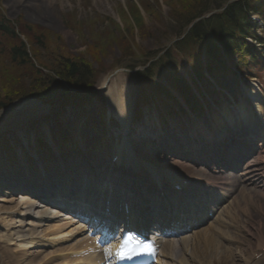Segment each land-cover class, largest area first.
<instances>
[{
	"label": "rangeland",
	"instance_id": "obj_1",
	"mask_svg": "<svg viewBox=\"0 0 264 264\" xmlns=\"http://www.w3.org/2000/svg\"><path fill=\"white\" fill-rule=\"evenodd\" d=\"M193 1L194 0H0V6L2 7L1 13L8 20L18 24L20 28L19 34L24 37L27 44L26 46H28L27 57L12 56L13 58L11 57L10 59L8 50L12 46L17 45L20 39L18 37H8L4 34L0 36V102H7V100H3L5 96L10 95V91L8 92L6 89H16L17 93L19 90L24 92L27 90L25 84L30 80L36 81L35 84H39V82L45 84L44 82H48L47 76L52 74V68L54 66L63 67L66 60L79 58L82 59L84 63H86L85 61L87 60L90 65L93 64L96 66L99 61L103 63V66H107L114 62L116 58L119 59L120 55L121 59L119 60L125 64L126 61L131 59V55L126 56V52H124L117 43H123V45L125 43L126 47L131 49L132 54L133 49L137 48V59L142 57L145 51L159 49L167 36L181 30L179 27L181 26L180 21L183 18V13L189 11L194 4L196 7H199V4L203 0H199L198 2H196L197 0ZM12 3L14 5H12ZM15 4L18 6H20L19 4H23V7L17 11L11 10L10 8L12 6L16 8ZM124 39L129 40V42L124 41ZM22 50L25 51V49ZM122 51L126 57L121 55ZM254 51L264 52L258 44H255ZM202 55V51L198 54L196 49H190L184 52L185 59H180V57L175 56L173 64L179 74L188 77L190 74L189 62L195 60V64L200 63V66H202ZM243 57L244 56L239 55L237 60L234 55L233 58L247 65L248 57H244L245 59H243ZM249 64L251 70L253 64L252 66L251 63ZM234 65L235 62L233 61L231 66L233 67ZM117 67L126 68L125 66ZM242 69L246 71L244 65H242ZM112 70L107 72L105 76H102L99 82H101L106 75L110 74ZM219 75L221 79L219 80L220 86L225 92L232 93L235 90L233 75H231L233 78L228 76L229 74ZM126 76L127 78L125 80L127 81L128 90L126 93L129 97H137L140 87H138V81L133 75L121 74L119 76L120 79L116 82L117 85L122 88L124 77ZM154 76L159 82L167 83V79L163 78V74L160 71H156ZM260 82L264 85V72H262ZM64 83L65 82H62L60 79H57V81L50 86L56 88ZM30 93L32 92H28V94ZM205 103L209 108V100H206ZM45 108H47V106H36L35 108L25 110L24 115H28V117L17 118L19 121L16 122L17 125H24V122L30 118V116L32 117L37 110H40L39 113H43L41 109ZM28 110L31 111L27 112ZM14 118L15 116L13 113L0 117V134L7 129L13 131L19 129V126L13 125ZM21 120L23 122H21ZM7 198L14 197L7 196ZM15 204L14 202L11 205L14 206ZM5 206H9V203L0 202V215H4L2 209ZM244 208L247 210L246 213L243 212ZM231 214H234L235 219L243 217V222L239 224V228H245L246 230L239 229L240 233L236 230L230 231V235L234 236L236 240H229L231 242L225 243V245L229 247L232 243L236 244L237 247L235 246L236 250L234 255L226 256V254H224V257L216 255V257L213 258L217 260L221 259L225 264H231L233 260L236 264H242V259H244V257L237 255V253H239L238 248L241 250L249 249L256 244L257 237L264 238V195H254V198L250 202L243 199L239 200V202L232 207L231 212L224 216V219L228 221ZM226 229L228 230L229 227L226 226ZM218 241L222 243L220 239H218ZM43 257L44 253H39L34 248L28 249L22 257L26 259L27 263L21 262L23 264H28V262L32 260L36 264ZM205 257V259H211L209 253H205ZM187 258L190 259V257ZM223 262L220 261V264H223ZM193 263L201 264L200 257L194 258Z\"/></svg>",
	"mask_w": 264,
	"mask_h": 264
},
{
	"label": "bare ground",
	"instance_id": "obj_2",
	"mask_svg": "<svg viewBox=\"0 0 264 264\" xmlns=\"http://www.w3.org/2000/svg\"><path fill=\"white\" fill-rule=\"evenodd\" d=\"M12 5H14V4L12 3ZM15 6H16V8L14 6H12L10 9L17 11V10H20L22 8L16 4H15ZM112 86H114V85H112ZM259 95L260 94L257 90L252 89L251 91L248 92L247 97L249 98L251 103L256 105V109L258 110V112H262V110L259 106V103H258V99L260 98ZM106 98H107V100H109V101H107V103H113L114 100H120L119 91H117L115 86H114L113 94H112V91H110V93H106ZM247 104H248V102H247ZM14 107L15 106H11L10 108H14ZM234 107H231L230 109H231V111H233V109H235L236 114H238V116H239L238 119H244V120H245V118L248 119L247 113H246L247 105L245 102L241 101L238 105H234ZM224 109L226 110V108H224ZM114 111H118V112H116V114H121V115H118V117L123 120L122 121L123 122L122 123L123 129L127 130L128 122L130 121V118L128 117L129 114L123 112V110H121L120 108H117ZM230 115L231 114L224 112L221 116L226 118V121L229 125H233L235 123V120ZM221 116L214 117V122L219 125L220 129L225 128V123L223 122L224 120ZM229 116H230V118H229ZM135 128L138 130L139 127L135 126ZM219 135H218V133H215L214 138L219 137ZM218 145L220 148L223 147V144L221 142H218ZM118 150L120 152L119 146H118ZM117 154L118 153H116V155ZM60 157H61V155L58 154V155H56L55 158L59 159ZM29 193H33V192H29ZM19 198H21V200L18 201V203H16L14 206L11 205L14 202L13 198H11V199H8V198L0 199L1 202H6V203L10 204L9 206H5L2 209L3 214L5 213V215H3V217H2V219L5 220V222H2V227L5 231L2 235V239L5 240L6 242L12 241L13 243H15V241H25V242H29V243H35V242H37V239L35 237L39 234H37L35 231H30L31 229L25 228L27 225H30L31 228L34 225L31 222H27L25 224L20 223L19 225L15 224V223L21 222V220H23L24 217H28L29 215H31L30 208L33 207L36 204V202L27 196L21 195V196H19ZM197 205L198 206H196V208L199 207V204H197ZM205 207H206V204H205ZM40 212H44V210H41ZM53 212H55V211H53ZM243 212L246 213L247 210L244 208ZM45 215L46 214L44 213L43 216H45ZM32 216L35 217V214H33ZM16 217H18V218L21 217L20 218L21 220L16 221L15 220ZM234 219H235V217H234ZM259 225H260V223H259ZM261 226H262V223H261ZM228 236H229L228 232H221L220 231V233L217 234V237L215 239L211 237L212 238L211 242L209 241L208 238H206L207 243H205L203 245L204 248L197 244L200 242L199 240L190 239L189 242L191 243L190 246L193 245L194 247H196L195 250L202 249L205 251L204 254H202L203 258H206L205 253H209L211 255V259H209V261H207V263H204V264H220V261L221 262H223V261L217 260L214 262L215 259L213 257H216V255H218L220 257H224V254H226V256H228V254L233 255V252L227 253V251L225 250L226 247L224 248L223 245L220 244V241H218V239L221 240V239H224L225 237H228ZM21 245L24 248L27 247L24 244H21ZM28 246H30V245H28ZM24 255L25 254H22L21 258ZM11 257H12V255H11ZM210 260H213V261H210ZM176 262H177L176 264H188V262H186L185 259H180V261H179V258H177ZM16 264H17V262H16ZM29 264H32V261H30ZM173 264H175V263H173ZM223 264H225V262H223Z\"/></svg>",
	"mask_w": 264,
	"mask_h": 264
},
{
	"label": "trees",
	"instance_id": "obj_3",
	"mask_svg": "<svg viewBox=\"0 0 264 264\" xmlns=\"http://www.w3.org/2000/svg\"><path fill=\"white\" fill-rule=\"evenodd\" d=\"M196 2H198V0ZM246 6H248V4ZM246 6L241 5L239 3L232 4L229 7V10H227L224 13V15H226L227 23L225 24V23H223V21L220 23H217L216 26L211 28L210 32L212 31V32H215V34H216L218 32H221V31L227 29L228 32L229 31H233V32L237 31L241 34H247L248 32H247L245 23L247 22L246 12L249 9H247ZM228 28H232L233 30L232 29L229 30ZM195 34L198 35L197 30L195 31ZM207 36H209V34H207V35L205 34V36L201 39V41L207 40L208 39ZM217 36H219V35H217ZM227 42L230 43V40H228ZM205 44L207 45V48L209 51L213 44L207 43V42ZM14 56H16V57H18V56L27 57V55L25 54V51L22 49L19 52H16ZM89 70L90 69H89L88 64L84 63L82 61V59L76 58L73 60L72 59L66 60L63 67L54 66L52 68L51 76H49V75L47 76L48 82L47 81L44 82L45 84H41V82H39V84H41V85H39V84H35L36 81L30 80L27 82V84H25L27 90L24 92L27 93V92L37 91L39 93H42V95L47 96L51 93L50 90L55 89L54 87H52L50 85L54 84V82L57 81V79L58 80L60 79L62 82H65L66 84H70L72 86H77L79 84L84 83L85 80L89 77ZM2 79H3V77H2ZM50 81H51V83H50ZM41 86H42V88H41ZM48 88H50V89H48ZM21 89H23V88H21ZM6 90H8V92L10 91L9 92L10 95H14L17 93L16 89H6ZM40 90H41V92H40ZM15 91H16V93H15ZM20 92H23V91L19 90L18 93H20ZM10 95H7V96H10ZM7 96H5V97H7Z\"/></svg>",
	"mask_w": 264,
	"mask_h": 264
},
{
	"label": "snow or ice",
	"instance_id": "obj_4",
	"mask_svg": "<svg viewBox=\"0 0 264 264\" xmlns=\"http://www.w3.org/2000/svg\"><path fill=\"white\" fill-rule=\"evenodd\" d=\"M135 241V246L129 248V244ZM150 250V245L143 244L138 239L128 236L122 240L120 247L116 251V255L120 259H131L133 256L140 254L142 251Z\"/></svg>",
	"mask_w": 264,
	"mask_h": 264
},
{
	"label": "water",
	"instance_id": "obj_5",
	"mask_svg": "<svg viewBox=\"0 0 264 264\" xmlns=\"http://www.w3.org/2000/svg\"><path fill=\"white\" fill-rule=\"evenodd\" d=\"M50 76H51V74H50ZM63 85V86H62ZM61 86H58V87H56L53 91H51V93H53V92H57V93H61L62 91H64L66 88H69L70 86H72V85H70V84H66V83H64V84H62ZM48 89H50V88H48ZM33 94H39V95H42V93H39V92H37V91H33L32 92ZM50 93V94H51ZM49 94V95H50ZM49 95H47V96H49ZM42 96H44V95H42ZM46 96V97H47Z\"/></svg>",
	"mask_w": 264,
	"mask_h": 264
}]
</instances>
